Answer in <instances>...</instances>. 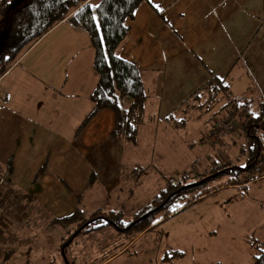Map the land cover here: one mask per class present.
I'll return each instance as SVG.
<instances>
[{
    "label": "crops",
    "instance_id": "0c3cea01",
    "mask_svg": "<svg viewBox=\"0 0 264 264\" xmlns=\"http://www.w3.org/2000/svg\"><path fill=\"white\" fill-rule=\"evenodd\" d=\"M98 2L88 0L93 7ZM125 24L116 56L138 70L147 95L144 115L153 119L139 129L135 146L148 142L150 127L172 131L163 119L211 76L224 79L230 95L231 86L241 83L243 94L236 98L251 101L252 111L257 102L264 105V0H146ZM82 32L62 20L0 74V175L6 181L0 191V246L21 237L30 224L58 226L50 221L69 216L77 205L88 212L107 209L132 193L124 189L128 181L121 171L128 169L125 150L135 146L110 138L111 112H97L74 135L91 109L88 97L96 82L84 32L88 44L84 39L79 51H71L72 37ZM204 137L197 139L199 147ZM222 139L228 162L238 163V152L230 148L234 136ZM210 149L204 147L205 158ZM263 186L264 169L250 183L228 186L241 192L240 203H258L252 218L259 220L253 224L259 230ZM111 195L114 203H104Z\"/></svg>",
    "mask_w": 264,
    "mask_h": 264
},
{
    "label": "trees",
    "instance_id": "16d2710c",
    "mask_svg": "<svg viewBox=\"0 0 264 264\" xmlns=\"http://www.w3.org/2000/svg\"><path fill=\"white\" fill-rule=\"evenodd\" d=\"M145 1L99 0L93 7L88 0H0V74L29 44L65 19L71 27L87 35L92 49L91 68L96 76L95 86L88 97L91 109L74 135H77L97 112L108 110L113 116L110 138L127 146H135L139 129L152 118L146 119L144 115L147 95L143 90L138 70L131 63L119 59L116 50L127 35L125 22L132 17L137 6ZM230 96L226 81L211 76L163 120L172 130L177 131L203 114H208L210 122L214 119L222 120L226 114L235 116L236 129L217 136V140L220 141L222 135L241 136L244 144L238 151L237 160L244 159V164L238 166V163L228 162L218 166L215 161L212 163L221 168L213 177L226 176L227 186H240L241 178L251 173L264 152V105L257 102V108L252 111L251 101ZM216 143L217 141H214L213 144ZM39 171H42V168ZM144 173L140 168L123 169L121 178L133 181V186L136 187L140 185ZM195 185L196 183H191L184 186L179 182L167 181L164 188L152 196L148 205L126 221L122 209L113 211L97 208L88 212L77 205L69 216L52 219L50 222L68 230L67 242L62 243L60 248L73 236L85 235L105 227L113 228L116 232L114 239L99 249V263L102 264L123 252L136 237L153 230L160 218H166L177 211L181 206L178 207L175 203L183 198V193ZM201 196L202 194L198 198ZM249 248L250 264H264V243L251 238ZM169 253L175 258L183 256L180 252ZM63 264L67 262L64 261Z\"/></svg>",
    "mask_w": 264,
    "mask_h": 264
},
{
    "label": "rangeland",
    "instance_id": "374dc122",
    "mask_svg": "<svg viewBox=\"0 0 264 264\" xmlns=\"http://www.w3.org/2000/svg\"><path fill=\"white\" fill-rule=\"evenodd\" d=\"M82 35L72 37L75 40L72 52L79 51L83 40L86 41L84 33ZM243 89L241 83L232 85L230 98L242 96ZM207 118L203 114L187 123L184 129L166 134L150 127L148 142L125 150L124 165L129 170L140 168L145 171L140 185L134 187L133 181H128L124 189H130L132 193L121 196L123 200L120 198L117 206L112 204L115 201L112 195L103 201L112 204L107 205L108 210L122 209L125 221L148 205L167 181L196 185L175 203L181 206L177 211L166 218L159 216L153 230L136 237L123 252L102 264H250V239L264 242V230L253 227L259 223L253 213L259 205L240 203L241 192L229 189L226 176L213 177L221 170L216 165L228 163L225 154L228 149L220 139L215 148L207 146L211 147L206 155L208 158L203 156L205 146L199 147L197 139L207 135L210 123ZM233 136L236 145L230 148L231 152L237 153L244 142L241 136ZM243 160L240 158L236 165L243 166ZM262 189L264 192V186ZM246 203L249 209L245 208ZM261 207L260 221L264 222V203ZM24 231L21 237L13 236L0 246V264H63L64 261L67 264H100L99 249L114 239L116 233L113 228L105 227L73 236L60 248L67 242V229L59 226L46 229L30 224ZM45 232L50 233L49 236ZM64 233L65 238L60 239ZM169 251L180 252L183 256L175 258ZM4 252H9L5 258Z\"/></svg>",
    "mask_w": 264,
    "mask_h": 264
},
{
    "label": "built area",
    "instance_id": "2783aa9c",
    "mask_svg": "<svg viewBox=\"0 0 264 264\" xmlns=\"http://www.w3.org/2000/svg\"><path fill=\"white\" fill-rule=\"evenodd\" d=\"M237 125V118L226 114V117L222 120L214 119L209 123L207 135L201 140V144L212 145L214 141H217L220 144V141L217 140V136L221 134H226L234 131ZM258 131V129H257ZM264 168V152L258 159V163L254 166L250 174L243 176L240 180V185L250 183L261 176V172ZM6 187L5 179L0 175V191ZM1 211V207H0Z\"/></svg>",
    "mask_w": 264,
    "mask_h": 264
}]
</instances>
